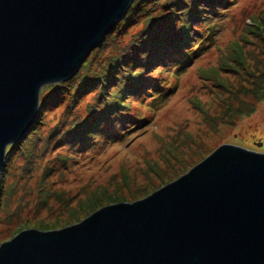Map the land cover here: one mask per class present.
Returning <instances> with one entry per match:
<instances>
[{
  "label": "rangeland",
  "instance_id": "rangeland-1",
  "mask_svg": "<svg viewBox=\"0 0 264 264\" xmlns=\"http://www.w3.org/2000/svg\"><path fill=\"white\" fill-rule=\"evenodd\" d=\"M134 1L141 3L133 0L131 5ZM168 1L148 5L145 15L167 11ZM188 1L194 7L202 3ZM130 7L119 20L124 25L116 34L117 24L107 33L103 47L101 42L89 53L82 70L90 62L94 70L98 64L93 59L130 49L132 36L145 22L133 16L125 24ZM221 10L224 13L217 17L205 45L177 67L176 74L168 60L143 67L145 84L166 79L162 98L150 101L151 92L146 96L125 92L138 75V62L130 61L131 77L121 76L108 101L109 109L118 113L110 114L117 123L95 125L87 143L74 135L67 137L68 142L53 141L71 134V124L81 119L86 102L104 91L102 85L89 86L94 72L88 70V76L80 79L81 65L69 79L43 86L34 124L8 147L0 194V245L23 229L62 228L104 205L140 199L188 171L221 143L264 151V0H228ZM209 16L199 28L214 20ZM189 32L191 49L198 33ZM168 39L165 33L157 35L154 58L164 57ZM159 63L167 68L159 71ZM138 114L144 117L138 125L120 134L125 124L137 121ZM126 116L130 121H123ZM55 128H60L57 134Z\"/></svg>",
  "mask_w": 264,
  "mask_h": 264
},
{
  "label": "water",
  "instance_id": "water-1",
  "mask_svg": "<svg viewBox=\"0 0 264 264\" xmlns=\"http://www.w3.org/2000/svg\"><path fill=\"white\" fill-rule=\"evenodd\" d=\"M133 0H0V194L8 147ZM0 264H264V151L224 142L152 193L21 230Z\"/></svg>",
  "mask_w": 264,
  "mask_h": 264
},
{
  "label": "trees",
  "instance_id": "trees-1",
  "mask_svg": "<svg viewBox=\"0 0 264 264\" xmlns=\"http://www.w3.org/2000/svg\"><path fill=\"white\" fill-rule=\"evenodd\" d=\"M140 1L141 3L139 5L138 3L137 4L135 3L136 1H134V4H132L130 7V13H128L123 18L124 19L123 21L126 22L125 24L129 23L133 19V16H136V20L138 21L142 19H144L145 21L143 27H140L137 31L138 35L132 36L130 49L125 50L124 48H122L123 51H119V52L117 51L111 53L110 55L100 57L98 60L93 59V62L98 64V66L95 67L94 70L92 69L91 62L88 65V67L85 68L84 70H82L83 68L82 65V67L80 68L81 72L78 73L80 79L85 76L87 77L88 70H92L94 72L92 76L94 77H92L89 86L102 85L104 91L101 92L98 95V97L97 96L94 97L95 99L93 102L90 103H88V101L86 102L87 111L86 110L83 111V113L80 114L81 119L77 117V119L71 124L73 128L71 129L72 133L71 134L66 133L61 138L58 135L56 139L53 141V143L55 141L57 143L62 140L64 141V139H66L67 141L68 139L67 137L71 135L77 137V139L80 140L82 144L87 143L88 142L87 139L89 135L92 134L93 131L95 130V125L100 126V124L102 125L106 123H112L116 120V118L113 119L112 117H115V114L117 115L118 113L113 112L112 110L109 109L108 101L112 100L113 96H115L116 92L112 89V86L117 88L121 76H125V77L128 76V78L131 77L128 68V65H130L129 64L130 61L138 62V66L136 64L138 75L137 77H135V79H133V81L127 83L125 92L126 93L128 92V94L130 93L136 95L143 94L145 96L147 93L151 92L152 94L150 101H156L158 98L159 99L162 98L166 93V91L162 90V86L164 84L165 87L167 86L166 79L164 78V80L162 81L164 83L160 82L159 80L153 82L150 80V82L145 84L146 81L143 80L145 76L140 74L142 73L141 70L143 69V67L146 64L147 66H150L156 61L168 60L167 61L168 64L175 65L174 68H172L170 71L176 74L175 69L181 66L182 63L183 64L186 63V61L192 57L193 52H197L205 45L204 39L207 36H209L211 33H213V25L217 17L220 14L224 13V11L221 9L222 6H224L225 3H227L228 0H202V3L196 4V7H194L192 5V2L188 0H169L167 3H165V5H168L169 9L172 8L175 9L177 6H181L180 8H178L179 10L173 11L168 9L167 11L152 17L145 15L147 13L146 7L156 2L157 0H140ZM172 3L175 7L172 5ZM182 15H184L183 18H181ZM209 15L214 17V20L211 21L210 23L206 22V24L202 26V28H199L198 25L200 21H202L203 19H207ZM190 16L192 20L189 19ZM193 21H194L193 23L194 25H192ZM121 24H122V20L117 23L116 29L115 31H113L115 34L120 30L122 25H124ZM189 29L192 30V33L194 31L198 33L196 37L197 39L196 46L191 49L189 45L192 44L191 43L192 35L190 34ZM175 31L179 33L173 35ZM162 33H165L166 37L169 38L168 43L166 45L167 47L166 49H164V57H162L161 54V55H157L156 58H154L153 49H155V45H156L155 40L157 39V35ZM108 34H110V32ZM102 45L103 42L101 46ZM143 56L144 59L141 61L140 59ZM150 62L152 63L149 64ZM160 65L162 68H160L159 71H161V69H164L165 67L167 68V66H164L165 63ZM159 71L157 73L159 74L160 78L164 77L162 73ZM147 75H150V73H148ZM153 78L157 79L159 77H153ZM139 101H143V99L140 98ZM145 105L150 106L149 103H145ZM111 113H114L112 117L110 116ZM128 118L129 117L127 116L124 117L123 121L124 122L130 121L128 120ZM143 118L144 117H142V115L138 114V116H136L135 118L137 121L133 122V124H130L131 122L125 124L124 127L127 126L129 127L128 128L123 127L121 131H119L120 134H124L132 127L138 125L139 119H143ZM114 123H117V121ZM58 129L60 128H55L53 132L57 134ZM10 149L11 148L8 149V152Z\"/></svg>",
  "mask_w": 264,
  "mask_h": 264
},
{
  "label": "bare ground",
  "instance_id": "bare-ground-1",
  "mask_svg": "<svg viewBox=\"0 0 264 264\" xmlns=\"http://www.w3.org/2000/svg\"><path fill=\"white\" fill-rule=\"evenodd\" d=\"M106 37V36H105Z\"/></svg>",
  "mask_w": 264,
  "mask_h": 264
}]
</instances>
